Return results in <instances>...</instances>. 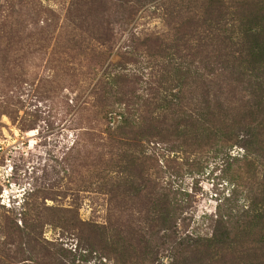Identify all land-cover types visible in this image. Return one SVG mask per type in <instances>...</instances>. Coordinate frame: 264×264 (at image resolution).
<instances>
[{"label":"rangeland","instance_id":"1","mask_svg":"<svg viewBox=\"0 0 264 264\" xmlns=\"http://www.w3.org/2000/svg\"><path fill=\"white\" fill-rule=\"evenodd\" d=\"M220 40L250 101L264 0H0V264H197L214 235L264 264V150L205 102Z\"/></svg>","mask_w":264,"mask_h":264},{"label":"trees","instance_id":"2","mask_svg":"<svg viewBox=\"0 0 264 264\" xmlns=\"http://www.w3.org/2000/svg\"><path fill=\"white\" fill-rule=\"evenodd\" d=\"M219 45L221 48H223L224 41L220 40ZM226 51H227V47L217 51L218 52L217 61L214 63V65L216 66V70H214L212 73L215 74V76L218 73L219 77H223L225 74H228L230 75L229 79L223 80L220 78L219 80H217V82H211L210 84L211 88H208L207 85H204L205 88L207 89L205 91V96H206L205 102L210 103L209 99L207 100V98H209L210 93L212 91H215V93H213L214 95L212 94L213 98L215 97V102H216L215 108H218L221 111L226 112V118H228V115L232 113H236L235 118L238 117V122H242L246 124L242 127L249 129L247 130V133L245 134V137L250 138L249 146H253V148H255L254 149L255 152L264 150L263 148L264 142L261 140V136H264V129L262 128L264 124L263 122L264 120H262L261 122L260 121L258 122L261 116L264 115V95H262V93L264 92V76H263V73L260 72L262 71L263 68H258L254 66L248 69V71L251 72V75L257 79L255 81L256 90L247 91L249 92L248 95L251 96L252 98L250 101L244 102V98H242L243 96L240 97V95H243L246 92V90H243V89L241 90L239 86H242L245 83L244 79L247 75L245 74L244 70L240 69V65L234 64L235 60L230 59V57H232V59L234 57L231 56L230 52L228 51L226 52ZM206 59L212 60L210 56L206 57ZM205 105H206V108L209 107V104H205ZM179 115L180 113L177 112L173 114V117L176 118ZM253 116H259L258 120L251 121ZM201 119H202L201 124L207 121V119L204 118L203 116H201ZM146 121H148V118L141 117V125L142 123L144 124ZM250 126H255V127L257 126V131L249 128ZM173 218L174 217L171 214V212H166V216H163L162 214H158L156 218L154 219V222H155L154 227L156 228L160 227V228H163L165 231L170 232L169 234H167V238L169 240H172V242L174 243V247L172 248V253L179 254V251L181 253L184 252L182 246H186V245L184 244V242L177 243L176 240L173 239L172 237L174 234ZM227 234H229V231L227 232ZM214 237L217 238L218 240H216L215 238H210V239H204V240L202 239L200 241V242L204 241L205 243V244L199 245V248L206 247V252H204V254H202L200 252V249L197 247L195 249H192L195 253L197 252V254H199V256L201 257L199 258L201 261L197 264H203L204 259H206L205 264H215V261H217V260H214L216 257L214 249L217 248V246L220 243V240L222 239L215 235ZM224 243H226L225 240L221 242V244H224ZM142 244H143V247L141 248L138 247L139 250H142V254L146 253L145 255H150V253L147 251V249H149L150 247V242L143 240V242L141 241L139 243V246H142ZM260 251H262V254H264V250H260ZM237 260H241V259L238 258ZM217 262L220 263L221 261H217ZM177 263L178 262H176V259L174 257L173 264H177ZM186 264H189L188 261ZM234 264H239V263L235 262Z\"/></svg>","mask_w":264,"mask_h":264}]
</instances>
